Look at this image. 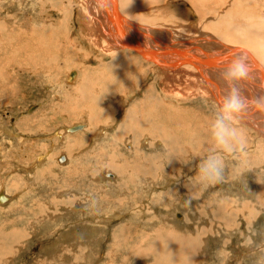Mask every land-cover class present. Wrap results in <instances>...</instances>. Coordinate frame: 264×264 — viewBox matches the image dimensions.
Segmentation results:
<instances>
[{
	"label": "rangeland",
	"instance_id": "rangeland-1",
	"mask_svg": "<svg viewBox=\"0 0 264 264\" xmlns=\"http://www.w3.org/2000/svg\"><path fill=\"white\" fill-rule=\"evenodd\" d=\"M171 1L177 0L155 5ZM182 1L193 8L186 18L142 8L154 3L135 6L156 21L144 25L164 27L173 19L188 27L197 17L194 22L210 31L212 41L216 37L205 26H218L223 9L234 8L233 0H224L218 7L209 4L206 14L197 0ZM98 3L0 0V190L13 197L0 202V264H187L190 256V264H264L261 124L243 118L238 127L247 142L244 152L235 144L225 150L212 133L221 106L208 77L212 102L200 94L178 98L164 92L146 62H138L139 73L125 81L123 64L135 59L128 50L109 52L94 40L108 41L96 27L100 22L104 31L105 18L92 16L100 11ZM119 5L125 12L123 0ZM237 13L234 22H246ZM111 31L108 26L106 33ZM176 34L173 42L181 45L190 39ZM184 66L202 75L189 64L160 65L163 72ZM73 70L78 75L70 80ZM221 77L218 89L226 95ZM247 95L254 97L250 90ZM150 98L154 123L143 119ZM78 124L84 127L69 131ZM65 153L68 159L60 161ZM212 165L223 169L222 182L200 180V170ZM156 244L174 262L159 260L150 251Z\"/></svg>",
	"mask_w": 264,
	"mask_h": 264
},
{
	"label": "bare ground",
	"instance_id": "bare-ground-1",
	"mask_svg": "<svg viewBox=\"0 0 264 264\" xmlns=\"http://www.w3.org/2000/svg\"><path fill=\"white\" fill-rule=\"evenodd\" d=\"M86 1H87V5H89V6H90V4H93L94 1L96 3H98V0H86ZM123 1H124V5L126 8V11H125L126 13L120 9L119 0H109V6L107 8L101 7L99 13H97V14L94 13V15L92 14V16L94 17V19L97 18L98 15L99 16L103 15L102 19L105 18V21H104L105 25L103 26L104 27L103 30L104 29L105 30L101 31L99 21H97L99 23H96V27H97L98 32L99 31H100V33L103 32V34L106 36V37L105 36L104 37L107 38L109 42L106 41V45L103 43L100 44L101 40L98 39V37H96V38L94 37V40L98 43V45H101V47H102L101 49H105V50H107L109 52H113V53L116 52L117 50H120V49H122V51H123V49L125 51L128 50L131 52L130 55L132 56V58L135 59L134 63L133 62L132 63L126 62L124 64L122 63L123 67L125 65L126 66H125L124 70L122 69L123 77H121V76L120 77L124 78L125 81H128L131 79L130 76L132 75L133 72L139 73L140 66L137 64L138 62H146L148 64V66L150 68H152V71L153 70L155 72L157 71L156 73H157L158 77L160 78L161 82H163V85H162L163 88L162 89L164 92L169 93V95L176 96L178 98L179 97H185V98L186 97H192L193 95L196 96V95L200 94L212 102V94L209 92V90L206 86V83L204 81V79L206 81H208L207 80V77H208L210 82H211L212 87H214V89H215V90H213L214 97H215L217 103L220 105L219 100L221 97L224 96L220 92L221 90L218 89L219 87L223 86V82L221 80V78H222L221 73L226 72V69L224 68V66L230 61V59L235 54H237L238 52L243 51L246 54L249 66H250L251 71H252V79L247 81L244 85H240V86L243 88L244 93L246 95H247V92L249 90L254 94V97L257 95H264V69H263V67H264V14H263L264 13V5H263L264 2L261 3L260 0H259L260 2L248 0L247 3L242 5L240 2L241 0L239 2L233 0V2L231 3L232 4L231 7H234L236 9L232 8L231 11L225 12V13H224V9H223V13L222 14L220 13L221 14L220 19L219 20L217 19L215 22V23H218V26L213 27V29L207 28L205 26V29L211 30L213 32L212 35H214L216 37V40L212 41L209 39V36H208V34H209L208 32H210V31L204 32V30L194 22L195 18H197V17H191L192 18L190 20L191 23H189V22L187 23V24H191V26L188 25V27L185 26L184 24H180L181 22L179 23V21H176L173 19H171L168 22V24H166L164 27H157V26H153V25H144V23H153L156 21L153 19L148 20L147 16H146L147 18H145V15L138 13V10L136 9L135 5H137V3H140L142 6H146V5L153 4V3L155 5V3L161 2V0H123ZM197 1H198V4H197L198 6L201 5L205 8L206 14H209V7L211 4H214V5H216V7H218V4L220 3V1L223 3L225 2L224 0H197ZM250 2L255 3V6L248 4ZM154 5L151 7H142V8L149 10V13L152 15H154V14L158 15V14H160V12H162V13L172 14L176 17L181 16V17L186 18V14H189V15L193 14V8L188 3H185L182 0L171 1V3H168L167 5H164V6H161V4L155 5V6ZM193 5L196 6L195 4H193ZM257 7H261V11H259L257 9ZM162 8H164V9H162ZM90 9H91V7H90ZM196 9L198 10L197 7H196ZM237 9H239L240 12L237 13L236 12ZM94 10H96V9H94ZM84 12L85 11L81 10L80 13H84ZM211 12H213V11H210V13ZM234 13H237L239 15L240 20H245L246 22H244L243 24H241L240 22H238V24L235 23L234 19H233ZM89 15L91 17V13H89ZM127 15L132 17L133 19L134 18L139 19L140 23L136 22L135 20H132L129 17H127ZM79 17H81V14L79 15ZM90 22L92 23V17L90 19ZM141 23H143V24H141ZM158 23L159 22H157V24ZM162 23H164V22H162ZM245 23H248V24H245ZM223 25H226L225 26L226 32H225V30H222ZM108 26L112 29L110 34L106 33V29ZM2 28H3V26L2 27L0 26V29H2ZM84 30H85V28H84ZM109 31L110 30H108V32ZM179 32H181L182 34H186L188 36V38H190L189 40H187L185 37L181 36V38L186 39L185 43L183 45L179 44L180 40L176 41L178 43L173 42V41H175L174 38L177 36L176 33H179ZM159 36H161V38H162L161 41H158ZM193 37H197V38L195 40L194 39L191 40ZM170 39H172V40H170ZM223 42L236 44V45H238V47H233V45L227 46L226 44L220 45ZM171 43H175V44H172L173 47L171 46ZM201 43H205V44L202 45ZM118 52H120V51H118ZM110 54H112V53H110ZM184 64H189L192 67L197 68L202 73L203 76L198 75L197 72L189 66H184V67H181L180 69L170 71V72H168V71L163 72V70H161L165 67H167L168 69L178 68L179 66L184 65ZM160 65L163 68H161ZM209 68H215L217 71H211L210 70L211 72L209 73ZM77 72L78 71H76V70H73L72 72H70V76H69L70 80L77 77V75H78ZM111 73H112V71H111ZM117 74H119V73H117ZM132 76H134V75H132ZM109 77H110V75H109ZM137 79H138V77H137ZM226 85H228V84H226ZM110 87H112V86L110 85ZM115 87H116V85H115ZM151 89H152V87H151ZM107 90H109V89L106 88V91ZM116 90H117V88H116ZM226 90H227V88H226ZM227 92H228V90H227ZM105 93H107V92H105ZM108 94H110V93H108ZM99 96H102V95H99ZM252 96H250V97H252ZM107 97H109V96H107ZM103 98H104V96H103ZM148 100L145 102V104H147V105L143 106L145 111H147V115H145V118H143V119L147 120L149 123H154V122H156V114H155L156 107L153 104H151L152 103L151 98L149 101ZM156 103H157V100H156ZM161 104H162V101H161ZM147 106L149 107L148 109H146ZM175 110H176V107H175ZM218 110L221 112V110L219 108H218ZM169 118H171V117H169ZM247 118H248L246 120L247 122L251 120V121L255 122V124H259V125L261 124V126H259L260 130L264 132V113H251V114H249V117H247ZM169 121H171V119H169ZM169 121H168V123H169ZM159 122L162 123L163 119H161ZM242 125L246 126L245 123H242ZM83 127H84L83 124L74 125V126L69 128V131H71V132L77 131V130L82 129ZM162 128L164 131L167 130V126H165V125L162 126ZM145 131L148 132V129L145 128ZM65 158H66V160L68 159V156L66 153L61 155L59 157V160L64 161ZM107 172H106V174H107ZM11 198H13V197H11L10 195H7L5 189L1 188V190H0V202H4L7 200L10 201ZM9 201H7V202H9ZM188 244H186V245H188ZM157 246L158 245L156 244L154 247H151L150 251H152L153 248L156 250L155 247H157ZM188 246H191V245L189 244ZM169 253L171 254L172 251H170ZM155 254L157 255L158 259L162 260L163 262L166 260L169 263H170L169 260H172L171 262H174L173 258H170L171 256L168 257V254L166 252L156 250ZM111 257H113V256H111ZM113 258H115V257H113ZM187 258H188L187 264H190L192 262L193 257L190 256V258L189 257H187ZM181 259L182 258H180V260ZM176 261H179V260H176ZM184 261H183V263H184Z\"/></svg>",
	"mask_w": 264,
	"mask_h": 264
},
{
	"label": "clouds",
	"instance_id": "clouds-1",
	"mask_svg": "<svg viewBox=\"0 0 264 264\" xmlns=\"http://www.w3.org/2000/svg\"><path fill=\"white\" fill-rule=\"evenodd\" d=\"M98 2L103 8L109 6V0H98ZM224 68L226 72L222 75L228 84V92L219 100L221 115L214 121L212 133L223 149H231L235 144V150L243 153L247 142L238 125L251 113H264V95L250 97L240 86L252 79V71L243 51L235 54ZM199 175L200 180L207 184L223 181V169L216 165L201 169Z\"/></svg>",
	"mask_w": 264,
	"mask_h": 264
},
{
	"label": "crops",
	"instance_id": "crops-1",
	"mask_svg": "<svg viewBox=\"0 0 264 264\" xmlns=\"http://www.w3.org/2000/svg\"><path fill=\"white\" fill-rule=\"evenodd\" d=\"M221 93H222V95H224L225 96V94H224V92L223 91H220Z\"/></svg>",
	"mask_w": 264,
	"mask_h": 264
}]
</instances>
